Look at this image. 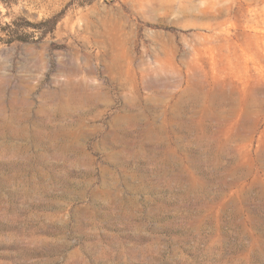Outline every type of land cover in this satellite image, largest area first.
Instances as JSON below:
<instances>
[{
	"label": "rangeland",
	"instance_id": "1",
	"mask_svg": "<svg viewBox=\"0 0 264 264\" xmlns=\"http://www.w3.org/2000/svg\"><path fill=\"white\" fill-rule=\"evenodd\" d=\"M0 264H264V0H0Z\"/></svg>",
	"mask_w": 264,
	"mask_h": 264
},
{
	"label": "trees",
	"instance_id": "2",
	"mask_svg": "<svg viewBox=\"0 0 264 264\" xmlns=\"http://www.w3.org/2000/svg\"><path fill=\"white\" fill-rule=\"evenodd\" d=\"M56 21H57V19H55V18L44 21V23H50L51 22V27L49 28L48 31H50L53 28V26L55 25Z\"/></svg>",
	"mask_w": 264,
	"mask_h": 264
}]
</instances>
